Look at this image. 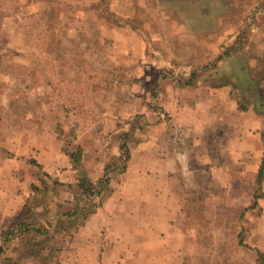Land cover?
I'll list each match as a JSON object with an SVG mask.
<instances>
[{"label": "rangeland", "instance_id": "1", "mask_svg": "<svg viewBox=\"0 0 264 264\" xmlns=\"http://www.w3.org/2000/svg\"><path fill=\"white\" fill-rule=\"evenodd\" d=\"M240 35L248 51L264 40V0H0V159L24 163L31 184H40L46 171L30 145L50 133L58 170L71 165L64 150L80 146V171L95 179L117 154L118 133L139 127L132 146L166 119L163 104L178 77L195 70L201 83H226L216 58ZM196 172V185H182L195 245L187 264H256V249L264 253L257 248L264 180L258 189L256 172L234 169L223 178L231 183L212 185ZM57 190L58 200L70 197L66 187ZM19 242L4 245L0 264L6 256L53 264L55 254L33 259L30 250L13 249Z\"/></svg>", "mask_w": 264, "mask_h": 264}, {"label": "crops", "instance_id": "2", "mask_svg": "<svg viewBox=\"0 0 264 264\" xmlns=\"http://www.w3.org/2000/svg\"><path fill=\"white\" fill-rule=\"evenodd\" d=\"M252 53L247 59L240 53L225 59L222 72L228 77L219 87L197 81L168 92L163 104L166 119L130 146L125 172L102 206L63 247L60 264H187L194 258L195 245L189 239L194 230L185 221L191 210L185 206L182 185H196L195 170L208 177L209 184L231 183L223 178L235 175L234 169L244 171L241 175L257 172L262 161L263 119L253 100L240 97L234 85L236 76L245 77V66L258 67L264 58V40L255 44ZM211 56L215 58L216 52ZM259 94L264 102V80ZM45 134L34 136L30 145L36 159L58 181L73 183L75 170L65 161L60 164L64 169L58 170V145L54 136ZM31 183L24 163L0 159V230H7L20 212L31 194ZM262 223L264 210L259 249H264Z\"/></svg>", "mask_w": 264, "mask_h": 264}, {"label": "trees", "instance_id": "3", "mask_svg": "<svg viewBox=\"0 0 264 264\" xmlns=\"http://www.w3.org/2000/svg\"><path fill=\"white\" fill-rule=\"evenodd\" d=\"M243 39L241 35L238 36L232 45L221 51L216 60H224L225 62L226 58L239 54L241 51H245L242 53L246 59L253 57L252 50H247ZM259 63L261 64L259 69H249L245 66V77L236 76L234 85L239 89L240 97H248L253 100L255 112L262 117L263 127L260 136L264 145V102L259 94V84L264 80V58H260ZM213 70H216L215 67ZM250 72H254V74L252 75ZM198 77V72L195 70L185 77L180 76L177 78V87H192L198 81ZM164 113L166 118L167 113ZM139 129L135 124L130 123L127 130L118 133L116 136L117 154L105 162L102 174L95 179L89 178L80 171L82 159L80 146L75 147L73 151L64 150V154L68 156L72 168L79 174L74 183L65 184L41 170L44 180H40L38 185H30L32 193L26 199L20 212L14 217L7 230H0V255L4 253L5 244L17 239L21 242L13 249L24 248L30 250L29 255L33 259L41 257L44 255V251H47L43 259L53 260L55 254L52 263L59 264L63 247L72 239L74 233L89 216L102 206L103 201L115 187L118 178L125 172L131 155L129 144L135 131ZM27 162L40 168V165L34 159H29ZM263 180L264 153L260 167L256 172L255 182L258 189H260ZM60 186L67 188L70 194L68 199L58 200L56 198L57 189ZM261 191L253 195L255 201L263 196ZM47 196H49V200H47ZM31 236L35 237L32 243L29 242ZM57 239H60V243L56 241ZM53 242H56L55 245L51 244ZM5 261L7 264H22L12 262L11 258L7 256L3 262ZM256 264H264V253L258 249H256Z\"/></svg>", "mask_w": 264, "mask_h": 264}]
</instances>
